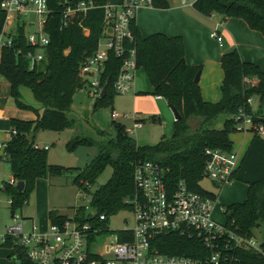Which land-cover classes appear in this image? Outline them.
<instances>
[{
  "label": "trees",
  "instance_id": "1",
  "mask_svg": "<svg viewBox=\"0 0 264 264\" xmlns=\"http://www.w3.org/2000/svg\"><path fill=\"white\" fill-rule=\"evenodd\" d=\"M76 1L70 0V3ZM94 2L99 7L70 13L62 25V6L58 0H47L51 13L43 25L48 37L45 60L32 68L28 67V61L22 53H15L16 48L22 51L26 49L21 27L16 28L11 46L0 49V78L8 83L9 95L15 107L30 110L35 116L32 119H9V138L4 148L6 157H0V160L8 164L11 177L23 183L21 191L13 186H5V193L10 199V213L27 202L37 178L69 171L74 172L71 183L82 193L89 194V204L93 209V214L89 215L84 213L82 207H77L73 210V219L78 223L101 225L103 222L97 221L99 214L107 217L128 209V203L135 194L133 168L141 161L153 162L163 169V179L169 186L181 179L191 191L214 200L215 194L199 185L205 160L204 149L231 150L228 136L235 132L234 115L238 109L249 113L254 123L258 121L264 126V118L256 117V114L261 115L260 105L264 102V71L252 62L241 60L235 48H227L220 55V99L205 102L200 97L198 83L193 82V76L200 70V65H187L184 62L181 38L162 33L141 37L132 23L136 68L144 71L152 87L151 94L161 96L180 115L173 121L172 134L160 136L154 144L139 145L125 133L124 126L115 120L111 121L112 137L97 140L73 134L64 142L67 152L79 146L95 148V154L81 167L47 163L45 149L36 146L33 139L28 138L30 133L40 129L56 133L74 126V118L66 113L70 110L75 91L86 88L77 75V67L93 52L105 27L100 7L105 2ZM153 5L167 7L168 2L153 0ZM190 6L204 17L218 14L221 17L241 19L248 28L264 37V0H192ZM2 21L3 13L0 10V28ZM118 65L119 59L109 55L100 78L105 84L104 95L93 102V110L110 103L112 95L116 94L112 83ZM20 87L29 89L41 112L20 100ZM248 98L257 100V109L251 108L247 103ZM218 118H221V125L215 127ZM139 121L142 123L143 119ZM95 133L104 136L101 129L95 128ZM106 166L111 169L109 177L90 191L89 187ZM230 178L231 181L245 184L246 191L243 201L222 208L224 222L231 229L246 235H253L254 229L263 227L259 246L264 250V137L251 133L247 147ZM47 216L51 222L66 218L54 210H48ZM153 241L162 253L190 257L205 254L194 237L168 232ZM226 255L225 264H264L263 254L242 246L232 248Z\"/></svg>",
  "mask_w": 264,
  "mask_h": 264
},
{
  "label": "built area",
  "instance_id": "2",
  "mask_svg": "<svg viewBox=\"0 0 264 264\" xmlns=\"http://www.w3.org/2000/svg\"><path fill=\"white\" fill-rule=\"evenodd\" d=\"M58 2L62 6V25L70 13L99 7L94 0H77L72 4L70 0ZM180 2L182 5L187 3L186 0ZM152 6L153 0H112L111 3L100 6L105 24L104 32L98 38L93 52L77 67V75L84 82L92 100L105 85L100 78L109 55L119 59L112 83L114 92H132L137 68L131 25L138 9ZM0 10L3 13L0 49L11 46L19 26L23 30L26 49L22 51L16 48L15 53L23 54L29 68L43 62L48 44L43 25L51 13L47 0H0ZM209 36L221 43V37L214 31ZM251 100L252 98L247 99L249 105ZM257 106L258 102L256 109ZM260 109L263 114H256V117L264 118V102ZM123 116L125 115L110 112L112 120ZM139 119L137 114L132 115L131 124L124 127L127 135L130 136L140 127ZM234 120L235 131L256 133L258 137H264L263 124L258 121L254 123L251 115L242 109H238ZM5 142H0L2 159L6 157ZM204 155L201 179L208 180L216 188L229 184L231 173L239 163L237 153L206 148ZM132 181L135 194L126 209L131 213L132 226L109 233L108 236L109 230L105 224L107 217L103 214L97 216V221L103 222L101 225L78 223L71 216L59 222L48 221L46 230L36 233V226L32 221L24 232L19 217L10 213L11 223L4 225L0 234V245L11 250L10 264H225L227 252L240 246L264 255V250L259 246L260 240L254 234H242L231 229L225 222L214 221L211 218L213 200L191 191L181 179L169 186L163 179V169L157 164L150 161L137 163L133 168ZM16 183L9 176L0 185V194L6 196L8 208L10 199L5 193V186L15 187ZM168 232L194 237L205 254L190 257L159 252L153 240Z\"/></svg>",
  "mask_w": 264,
  "mask_h": 264
},
{
  "label": "rangeland",
  "instance_id": "3",
  "mask_svg": "<svg viewBox=\"0 0 264 264\" xmlns=\"http://www.w3.org/2000/svg\"><path fill=\"white\" fill-rule=\"evenodd\" d=\"M191 1L192 0H186L188 3ZM104 2L108 4L111 3L112 0H104ZM227 47L228 45L226 41H224L221 49L225 50ZM262 57L264 58V54ZM134 81L135 87L140 90H146L147 85L145 77L140 68L135 70ZM132 96L133 95L127 94H113L110 103L100 105L93 110L92 105L94 100L91 99L86 88L75 91L72 96L70 110L66 113L67 116H71L75 120L72 128V135L81 134L97 140L112 137L114 133L111 123L112 119L110 118L111 111L125 115L117 119V122H122L125 126L131 124L132 115L134 113H142L145 118H149V116H151L150 114L153 112V101L149 93H138L135 99ZM19 97L23 103L41 112L39 104L33 99L28 88L20 87ZM13 105L14 101L12 97L8 96L4 106L9 107ZM262 114L263 112H261V115ZM220 125L221 118H218L214 126L220 127ZM95 128L101 129L104 132V136H98L95 133ZM161 134L160 124H152L145 120L139 128L135 129L130 137L139 145L154 144ZM242 134L243 132L237 131L230 134L233 146L240 142ZM28 138H32L36 146L40 148L44 146L48 147L45 150V158L48 163L63 167L83 166L93 155H89V152L95 151L93 146H79L73 151L67 152L64 148V142L69 138L66 136V130L55 133L40 129L35 133H30ZM110 172L111 169L109 166L104 167L102 172L96 177L94 183L89 187V190L93 191L98 185L103 184L109 177ZM73 175L74 172L66 171L58 175L37 178L34 181V186L27 197V202L23 203L20 209L17 208L13 211V214L19 217L24 232L27 231L31 221L36 226V233L44 232L49 221L47 216L48 210H54L61 215L71 217L75 208L82 207L85 214H93V209L89 204V194L82 193L75 184L71 183V177ZM9 176L8 164L0 160V185L1 181H6ZM199 185L204 190L215 194L211 218L218 223L224 222V216L221 211L223 207L232 202H238L237 200L241 202L245 197L246 185L241 182L232 181L231 185L226 184V186L224 185L225 187L222 186L224 188H216L211 182L203 178L199 181ZM229 191H234L237 197L229 199V197H227ZM9 223H11V218L7 198L5 195L0 194V234L3 231L4 225ZM105 224L109 230L107 236L109 233L111 234L119 229L131 227V213L128 210H120L115 214L107 216ZM262 231L263 227L253 230V234L257 240H260ZM93 248H96V246H93ZM10 254V249L0 246V264H10Z\"/></svg>",
  "mask_w": 264,
  "mask_h": 264
},
{
  "label": "crops",
  "instance_id": "4",
  "mask_svg": "<svg viewBox=\"0 0 264 264\" xmlns=\"http://www.w3.org/2000/svg\"><path fill=\"white\" fill-rule=\"evenodd\" d=\"M167 2V7H157L153 5L152 7L138 9L135 13L133 24L141 37H145L152 33H162L165 36H179L181 38L184 62L187 65H200L197 83L200 97L203 101L216 102L220 99L222 71L219 59L223 52L221 48L223 47L224 41H226L228 45L227 48L236 49L241 60L252 62L264 71V58L262 57L264 54V37L257 31L248 28L241 19L221 17L218 14L204 17L194 11L188 2L184 5L181 4L180 0H167ZM212 30L221 37L220 44L209 36ZM140 69L142 70V68ZM142 73L145 77L147 91L135 87V81L133 80L132 92L127 95H133L132 97L135 99L138 93H149L153 101V112L150 114L151 116H149V118H145L142 113L135 114L143 119L142 123L147 120L152 124H160L162 131L160 136H169L173 132L174 118L172 113L166 101L161 96L151 94L152 87L143 70ZM8 96H10L8 83L0 78L1 141H6L9 138L10 118L32 119L35 117L30 110L19 109L15 107V105L5 107V100ZM250 106L252 109H255V98H252ZM117 119H115L116 122ZM119 123L127 127L122 122ZM63 130H66L67 137H70L73 133L72 128H65ZM230 134L228 137L231 141V150L237 153L238 159L240 160L251 138V133L243 132L240 142L236 143L234 146ZM47 148L46 146V149ZM89 153V155H94L95 151H90ZM231 184L232 181L227 185ZM227 197L230 199L237 197V195L234 191H229ZM237 201L240 202L239 200Z\"/></svg>",
  "mask_w": 264,
  "mask_h": 264
},
{
  "label": "water",
  "instance_id": "5",
  "mask_svg": "<svg viewBox=\"0 0 264 264\" xmlns=\"http://www.w3.org/2000/svg\"><path fill=\"white\" fill-rule=\"evenodd\" d=\"M198 76H199V70H197L193 76V82H197L198 81ZM104 91H105V85L102 86L99 94L95 97L94 101H97L99 100L103 95H104ZM168 105V104H167ZM171 113H172V116L174 118V120L178 119L180 117L179 113L177 112V110L171 106V105H168ZM22 187H23V183L22 181H17L16 185H15V189L17 191H21L22 190Z\"/></svg>",
  "mask_w": 264,
  "mask_h": 264
}]
</instances>
